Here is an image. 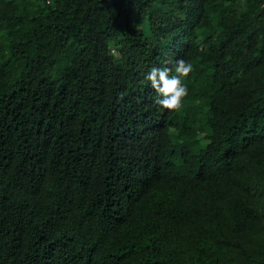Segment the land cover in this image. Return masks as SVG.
I'll return each mask as SVG.
<instances>
[{
    "label": "trees",
    "instance_id": "1",
    "mask_svg": "<svg viewBox=\"0 0 264 264\" xmlns=\"http://www.w3.org/2000/svg\"><path fill=\"white\" fill-rule=\"evenodd\" d=\"M0 264H264V0H0Z\"/></svg>",
    "mask_w": 264,
    "mask_h": 264
},
{
    "label": "clouds",
    "instance_id": "2",
    "mask_svg": "<svg viewBox=\"0 0 264 264\" xmlns=\"http://www.w3.org/2000/svg\"><path fill=\"white\" fill-rule=\"evenodd\" d=\"M192 64L179 59L173 68L153 67L145 79L150 82L152 89L161 97L156 103L168 111H180L182 101L187 96V88L182 80L189 76Z\"/></svg>",
    "mask_w": 264,
    "mask_h": 264
}]
</instances>
